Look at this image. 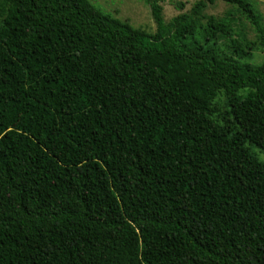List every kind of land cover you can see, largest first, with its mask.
I'll use <instances>...</instances> for the list:
<instances>
[{
	"label": "trees",
	"instance_id": "16d2710c",
	"mask_svg": "<svg viewBox=\"0 0 264 264\" xmlns=\"http://www.w3.org/2000/svg\"><path fill=\"white\" fill-rule=\"evenodd\" d=\"M144 1L154 32L0 0V264H264V59L215 0Z\"/></svg>",
	"mask_w": 264,
	"mask_h": 264
},
{
	"label": "rangeland",
	"instance_id": "374dc122",
	"mask_svg": "<svg viewBox=\"0 0 264 264\" xmlns=\"http://www.w3.org/2000/svg\"><path fill=\"white\" fill-rule=\"evenodd\" d=\"M101 11L110 14L120 20L128 22L136 28H142L148 32H154L156 29L153 21L150 7L144 0H90ZM197 0H162V15L165 22L181 13H189L190 8ZM254 9L259 13L264 26V0H249ZM234 11L236 16L235 30L240 38L246 39L251 44L250 51L253 54L251 62L259 64L264 59V52L258 43L255 30L251 22L237 10L235 5L226 3L223 0H215L214 3L207 4L203 13L212 15L217 19L225 17L229 11ZM1 21V18H0ZM205 21V19L203 20ZM236 35V36H237ZM220 99H218L219 101ZM251 151L257 157L264 161V150L250 146Z\"/></svg>",
	"mask_w": 264,
	"mask_h": 264
}]
</instances>
